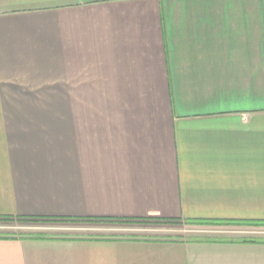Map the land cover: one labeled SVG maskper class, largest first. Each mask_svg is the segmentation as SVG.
Instances as JSON below:
<instances>
[{"label": "crops", "instance_id": "0c3cea01", "mask_svg": "<svg viewBox=\"0 0 264 264\" xmlns=\"http://www.w3.org/2000/svg\"><path fill=\"white\" fill-rule=\"evenodd\" d=\"M0 217L263 223L264 0H0ZM0 264H264V243L0 239Z\"/></svg>", "mask_w": 264, "mask_h": 264}, {"label": "rangeland", "instance_id": "374dc122", "mask_svg": "<svg viewBox=\"0 0 264 264\" xmlns=\"http://www.w3.org/2000/svg\"><path fill=\"white\" fill-rule=\"evenodd\" d=\"M0 233L15 235L59 236L70 240L114 239L139 237L148 239H212L223 241L244 237L264 239V227L237 225H188L185 223L130 222L109 219L83 222L69 221H13L0 223Z\"/></svg>", "mask_w": 264, "mask_h": 264}, {"label": "trees", "instance_id": "16d2710c", "mask_svg": "<svg viewBox=\"0 0 264 264\" xmlns=\"http://www.w3.org/2000/svg\"><path fill=\"white\" fill-rule=\"evenodd\" d=\"M93 221V220H100V219H31V218H9V217H0V223H10L13 221H69V222H83V221ZM117 221V220H113ZM118 221H130V222H162V223H185L188 225H237V226H254V227H264V222H252V223H245V222H215V221H193V220H150V221H135V220H118ZM0 239H33V240H70L67 238H60L59 236H48L42 234L36 235H15L10 233H0ZM110 240V239H106ZM171 240V239H167ZM188 241L198 242H224V243H264V239L260 238H237V239H225L223 241L212 240V239H190Z\"/></svg>", "mask_w": 264, "mask_h": 264}]
</instances>
